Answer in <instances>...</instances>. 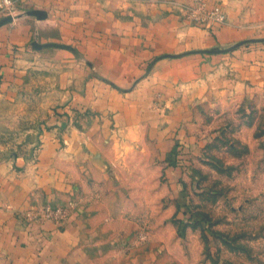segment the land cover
<instances>
[{
    "label": "crops",
    "instance_id": "1",
    "mask_svg": "<svg viewBox=\"0 0 264 264\" xmlns=\"http://www.w3.org/2000/svg\"><path fill=\"white\" fill-rule=\"evenodd\" d=\"M203 1L225 22L188 21L196 0H29L0 26V264L176 249L175 144L212 137L208 110L211 125L264 107V0ZM47 204L65 217L42 218Z\"/></svg>",
    "mask_w": 264,
    "mask_h": 264
},
{
    "label": "rangeland",
    "instance_id": "2",
    "mask_svg": "<svg viewBox=\"0 0 264 264\" xmlns=\"http://www.w3.org/2000/svg\"><path fill=\"white\" fill-rule=\"evenodd\" d=\"M232 112L210 125L208 110L212 137L196 149L182 142L185 197L170 219L179 243L162 245L155 264H264V107Z\"/></svg>",
    "mask_w": 264,
    "mask_h": 264
},
{
    "label": "built area",
    "instance_id": "3",
    "mask_svg": "<svg viewBox=\"0 0 264 264\" xmlns=\"http://www.w3.org/2000/svg\"><path fill=\"white\" fill-rule=\"evenodd\" d=\"M29 0H0V18L11 16L13 19L20 15L21 6ZM185 18L198 24L224 23L225 14L220 7L208 8L203 0H196L194 5L185 7ZM70 207L74 206L71 202ZM66 207L46 205L42 210V218L63 219L66 215Z\"/></svg>",
    "mask_w": 264,
    "mask_h": 264
},
{
    "label": "trees",
    "instance_id": "4",
    "mask_svg": "<svg viewBox=\"0 0 264 264\" xmlns=\"http://www.w3.org/2000/svg\"><path fill=\"white\" fill-rule=\"evenodd\" d=\"M186 152L185 145L183 146L182 143H176L175 149L172 152V162L176 166L183 167L187 163V161H185L188 158Z\"/></svg>",
    "mask_w": 264,
    "mask_h": 264
},
{
    "label": "water",
    "instance_id": "5",
    "mask_svg": "<svg viewBox=\"0 0 264 264\" xmlns=\"http://www.w3.org/2000/svg\"><path fill=\"white\" fill-rule=\"evenodd\" d=\"M33 12L36 13V14H38V15H40V16H45V13H43V12H41L39 10H34ZM12 20H13V18L11 16H4V17H2V18H0V26L6 24L8 22H11ZM250 40H255V39H250ZM34 44H36V43H34ZM39 46H41V45L38 44V47Z\"/></svg>",
    "mask_w": 264,
    "mask_h": 264
}]
</instances>
